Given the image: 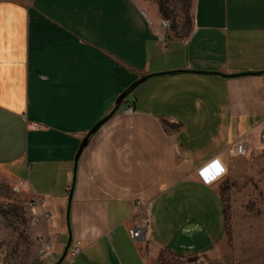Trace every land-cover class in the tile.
<instances>
[{"label": "crops", "instance_id": "1", "mask_svg": "<svg viewBox=\"0 0 264 264\" xmlns=\"http://www.w3.org/2000/svg\"><path fill=\"white\" fill-rule=\"evenodd\" d=\"M161 19L143 0H0V168L38 202L40 233L54 242L48 262L67 238L78 147L125 88L171 69H264V0H194L185 39ZM125 99L79 155L70 225L80 248L64 264L210 251L224 237L219 180L206 185L197 170L213 158L227 167L240 137L261 149L264 74L158 76ZM147 223L145 238L131 239L129 229Z\"/></svg>", "mask_w": 264, "mask_h": 264}, {"label": "rangeland", "instance_id": "2", "mask_svg": "<svg viewBox=\"0 0 264 264\" xmlns=\"http://www.w3.org/2000/svg\"><path fill=\"white\" fill-rule=\"evenodd\" d=\"M143 1L169 21L168 30L174 37L185 39L189 35L194 0ZM229 159L226 173L218 179L222 242L204 253L187 247L165 249L155 264H264V150L256 148ZM18 182L0 168V264L51 263V254L39 257L40 226L31 210V195ZM154 214L159 213L155 210ZM154 228L161 234L159 224Z\"/></svg>", "mask_w": 264, "mask_h": 264}, {"label": "built area", "instance_id": "3", "mask_svg": "<svg viewBox=\"0 0 264 264\" xmlns=\"http://www.w3.org/2000/svg\"><path fill=\"white\" fill-rule=\"evenodd\" d=\"M160 27L161 29H167L169 28V21L166 19H161L160 21ZM159 41H163L164 36L163 34H158ZM131 111V108L127 110V112ZM33 129L39 130L40 126L37 124L33 125ZM258 142L261 147V149L264 150V119L261 122V127L258 134ZM228 157H238L245 155L247 152H249V143L244 137H240L234 142L230 143L226 149ZM226 173V167L221 163V161L218 158H213L208 163L204 164L202 167H200L197 170V175L199 176L202 183L208 185L211 184L221 177L224 176ZM19 186L22 188L26 187V182L24 180H19ZM38 202L36 200H31V210L34 213V209ZM47 216V214H45ZM148 223L146 226H137L133 225L129 229V236L134 241H142L145 238V233L148 232ZM53 240L51 236H45L41 240V246L39 249V257L40 258H46L51 254L52 248H53ZM79 245L76 242H72L71 246L69 248L67 257L69 255H74L79 251ZM67 257L65 261H67ZM64 261V263H65ZM63 263V264H64Z\"/></svg>", "mask_w": 264, "mask_h": 264}, {"label": "water", "instance_id": "4", "mask_svg": "<svg viewBox=\"0 0 264 264\" xmlns=\"http://www.w3.org/2000/svg\"><path fill=\"white\" fill-rule=\"evenodd\" d=\"M179 73H198V74H215V75H220L223 77L227 78H233V77H239V76H244V75H259V74H264V69L259 70V71H242V72H236V73H223L219 71H210V70H199V69H189V68H182V69H171V70H164V71H157V72H151L147 73L144 75H141L138 79H136L134 82H132L127 88H125L117 97L115 104L112 108V110L100 121H98L91 129L90 131L85 135V137L82 139L78 150L75 154L74 157V164H73V170H72V180H71V185L68 191V197H67V203H66V211H65V221H66V228H67V238L66 242L64 244V247L61 251L60 256L54 263H40V264H63L69 248L71 246L73 237H72V230H71V225H70V203L73 195V190L75 187V182H76V171H77V162L79 155L89 140L91 134L103 123L105 122L111 115H113L119 106L122 103L126 102L125 97L133 90L134 87H136L138 84L144 82L147 79L153 78V77H158V76H164V75H171V74H179Z\"/></svg>", "mask_w": 264, "mask_h": 264}]
</instances>
